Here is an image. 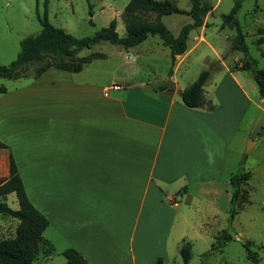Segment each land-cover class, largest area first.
<instances>
[{"label":"crops","instance_id":"obj_1","mask_svg":"<svg viewBox=\"0 0 264 264\" xmlns=\"http://www.w3.org/2000/svg\"><path fill=\"white\" fill-rule=\"evenodd\" d=\"M208 18L191 30L187 50L174 63L161 38L149 36L127 49L115 44L109 79L95 76L89 62L79 72L50 67L13 91L0 87V141L8 146L0 148V178L10 176L13 155L29 199L49 220L43 237L53 252L42 253L47 260L74 247L90 264H156L172 246L180 250L184 239L193 241L188 230L203 231L231 209V177L255 147L264 149L263 131L244 154L264 100L242 58L228 61L236 36L226 35L227 49L213 32L209 40ZM203 43L214 57L200 53L202 67L180 76ZM102 54L97 58L109 56ZM160 55L165 73L157 68ZM204 69L211 70L205 105L189 107L181 91ZM45 105L51 110H32ZM8 112L24 119L22 167L19 146L1 131Z\"/></svg>","mask_w":264,"mask_h":264},{"label":"rangeland","instance_id":"obj_2","mask_svg":"<svg viewBox=\"0 0 264 264\" xmlns=\"http://www.w3.org/2000/svg\"><path fill=\"white\" fill-rule=\"evenodd\" d=\"M173 1L179 7L187 10L192 5V0ZM128 2L129 0H49L47 8L48 18L54 25L77 37L92 36L100 28L108 26L111 20L116 18L117 31L120 36H124L126 34L124 14ZM202 2L213 7L217 4L215 10L213 11L212 8L207 14L209 17L208 25L210 26L207 30V38L212 40L213 32L216 34V41H218L219 46L227 49L230 38L227 39L226 35L231 34L235 37L237 32L236 29L228 25H222L223 14L231 11L235 0H202ZM44 12L45 0H11V2L0 0V62L2 64H10L16 59L24 37L38 34L41 31L42 25L39 16H43ZM144 17L154 20L155 14L146 13ZM237 17L245 33V42L248 45L250 56L255 60L257 68H264V43L258 44L257 39L261 35L254 31V27L261 26L264 23V0H243ZM164 20L172 33L177 35L179 29L190 23L192 17L186 13H172L164 15ZM153 36L160 38L158 35ZM115 46L109 41H102L91 48L83 49L79 55L87 56L97 52L107 53L109 55L107 59L96 58L91 61L93 65L90 68L95 76L109 79L114 74L115 68L113 65L117 64L114 51L112 50ZM200 53L202 55L205 53L211 57L215 55L208 45L203 43L200 52L194 53L181 67L180 76H185L188 71L202 67L203 61L198 59ZM236 57L244 59V52L241 50L231 52L228 61L233 62ZM204 63H206V60H204ZM38 64L39 62L27 64L24 68V75L27 72L29 74L27 77L21 78V81L14 78L0 77V87L3 86L7 90L13 91L15 86L22 85L23 82H35V79H37L35 70ZM170 64L169 62V69H171ZM166 67L167 62L164 56L160 55L157 61L158 71L162 73L164 71L165 73ZM158 71L157 73H160ZM245 72V74L253 75L251 70H246ZM135 73L136 78L144 76L142 71ZM170 73L171 71L167 74ZM117 75L120 77L122 73L119 71ZM43 80L47 85L50 83L51 76H47ZM254 84L257 88V83L255 82ZM47 109L51 110L46 105L32 108L33 112L46 111ZM252 109L253 111L256 110L255 105L252 106ZM11 114L12 112H8L6 115L4 123L1 124L3 127H1V131L6 135L7 139L12 141L11 143L19 146V152L17 153L20 156L19 161L22 167L24 119L21 115L13 116ZM19 134L20 137H18ZM38 139L39 137H37V144ZM243 169L252 172V177L245 184L249 191V202L237 209L235 218L232 221H229V210L226 213H222L205 230L187 231L188 235L193 239V257L189 264H264V149H260L259 145L255 147L245 160ZM36 196L38 197L37 193ZM17 200L15 194L0 196V204L6 202L12 208L18 206ZM2 215L0 214V225L2 226L0 237L15 236L19 220L12 216L5 215V217L4 214ZM224 230H227V233L232 235L233 240H230L222 250L216 248L212 251V244L214 240L216 241V235L218 236ZM248 242L249 244L245 245ZM180 247L181 243L179 249ZM208 250L209 253L206 252ZM53 256L54 260L50 261L44 257V254L38 253L31 264H64V257H57L55 254ZM164 259V264H184L177 246H172Z\"/></svg>","mask_w":264,"mask_h":264},{"label":"trees","instance_id":"obj_3","mask_svg":"<svg viewBox=\"0 0 264 264\" xmlns=\"http://www.w3.org/2000/svg\"><path fill=\"white\" fill-rule=\"evenodd\" d=\"M258 1V0H255ZM48 2L45 0V12L39 16L42 29L38 34L28 35L21 41V49L14 61L10 64L0 62V77L19 78L24 75V68L29 63L39 62L35 70V76L42 75L50 67L79 72L94 58L103 56L102 53H92L80 56L79 53L85 48H91L102 41L120 45L127 49L134 47L149 36L158 35L163 44L171 50V58L174 63L176 56L185 53L188 46V37L191 30L204 24L205 16L213 6L192 0L189 10L179 7L173 0H129L125 7L126 34L120 36L117 31V19L111 20L108 26L100 28L92 36L77 37L65 29L51 23L48 18ZM243 0H235L234 6L227 14H223V26L236 29L237 35L231 44L230 50H241L245 58L241 59L242 68L252 71L253 77L258 85L259 94L264 100V68H257L255 60L250 56L248 45L245 42V33L242 29L237 13L242 7ZM92 8V4L90 3ZM146 13H154L155 19L149 20L144 17ZM172 13L189 14L193 22L183 26L178 35L172 33L163 22L162 16ZM92 22V21H91ZM261 35L257 42L264 43V27L259 28ZM213 68H220L219 62L212 63ZM211 77V70L204 69L197 79L187 88L181 91V98L189 107H203L205 105L204 86ZM2 88V87H1ZM161 88H169L163 85ZM3 89V88H2ZM213 110V104L207 105ZM8 147L0 141V148ZM252 177L250 170L243 168L238 170L230 179L232 187V205L229 221L235 218L237 209L249 202V191L245 187ZM15 192L19 208L13 209L6 202L0 204V213L12 216L19 220L16 234L13 237L0 239V264H31L38 253L47 254L53 252L52 246L44 239L43 233L49 225L48 218L29 199L17 162L13 155L10 158V176L0 178V196ZM233 240L231 234L224 230L212 244V250L223 249L225 244ZM246 243L245 245H248ZM209 253V251H208ZM62 254L66 264H90L88 260L74 247H68ZM180 254L184 264H189L193 257V244L184 239L181 243ZM163 257H158L156 264H163Z\"/></svg>","mask_w":264,"mask_h":264},{"label":"water","instance_id":"obj_4","mask_svg":"<svg viewBox=\"0 0 264 264\" xmlns=\"http://www.w3.org/2000/svg\"><path fill=\"white\" fill-rule=\"evenodd\" d=\"M264 131V112H262L254 130L252 132V137L247 141V145L244 151L245 156L248 155L253 143L258 139L259 135Z\"/></svg>","mask_w":264,"mask_h":264},{"label":"built area","instance_id":"obj_5","mask_svg":"<svg viewBox=\"0 0 264 264\" xmlns=\"http://www.w3.org/2000/svg\"><path fill=\"white\" fill-rule=\"evenodd\" d=\"M113 88H114V89H120V88H122V86L119 85V84H114V85H113Z\"/></svg>","mask_w":264,"mask_h":264}]
</instances>
